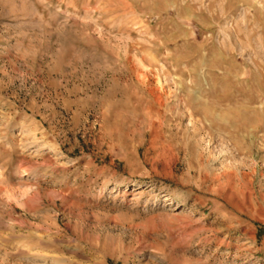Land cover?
<instances>
[{"label":"rangeland","instance_id":"374dc122","mask_svg":"<svg viewBox=\"0 0 264 264\" xmlns=\"http://www.w3.org/2000/svg\"><path fill=\"white\" fill-rule=\"evenodd\" d=\"M0 264H264V0H0Z\"/></svg>","mask_w":264,"mask_h":264}]
</instances>
